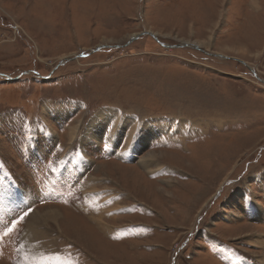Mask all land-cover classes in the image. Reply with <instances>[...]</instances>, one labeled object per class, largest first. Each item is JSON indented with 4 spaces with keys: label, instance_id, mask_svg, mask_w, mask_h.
<instances>
[{
    "label": "rangeland",
    "instance_id": "1",
    "mask_svg": "<svg viewBox=\"0 0 264 264\" xmlns=\"http://www.w3.org/2000/svg\"><path fill=\"white\" fill-rule=\"evenodd\" d=\"M0 264H264V0H0Z\"/></svg>",
    "mask_w": 264,
    "mask_h": 264
},
{
    "label": "bare ground",
    "instance_id": "2",
    "mask_svg": "<svg viewBox=\"0 0 264 264\" xmlns=\"http://www.w3.org/2000/svg\"><path fill=\"white\" fill-rule=\"evenodd\" d=\"M115 120V119H114ZM72 133V132H71ZM118 155H120V156H123V157H125V155H126V153L124 152V151H118ZM154 154V153H153ZM153 154H152V156L151 157H145L144 159H142L141 160V164L143 165V166H145L146 168H147V170L146 171H148V172H151L152 171V169H149L150 167H151V165L154 163L153 161H151L150 160V158H154V157H157L156 155L155 156H153ZM158 160H156V162H157ZM156 165V164H155ZM159 172V171H158ZM154 174V173H153ZM87 193H89V195H93V192H90V191H88ZM111 205V204H110ZM104 210V209H103ZM98 215V214H97ZM103 214H100V216L99 217H101ZM58 217V214L57 213H55V212H53L52 210L51 211H49L46 215L45 214H43V216L40 218V220L41 221H43V223H47V222H49V221H51V220H54V219H56ZM96 219V222L98 223V225H99V227L100 228H106L107 230H109V231H113L114 230V228H111V227H109V225H108V223H106L105 221H103V218L102 219H98V217H95ZM35 219H37L38 220V218L37 217H35ZM33 225H34V223H33ZM117 230V229H116ZM33 232H34V229H33V226H30L29 227V229H28V231H27V236L28 237H26V238H28L27 239V241H28V246H27V252L30 254V256H37V257H35L36 259H38V260H41L42 261V259H41V255L43 254V253H41V254H35V253H33V246L31 245L32 244V241H31V236H32V234H33ZM115 232V231H114ZM29 234V235H28ZM36 249L38 250V251H40L41 249L38 247V246H36ZM31 250V251H30ZM30 251V252H29ZM44 255V254H43ZM45 259V258H44ZM43 259V260H44ZM54 260H55V258H54ZM59 260V261H58ZM57 261L58 262H61V260H60V258H58L57 259Z\"/></svg>",
    "mask_w": 264,
    "mask_h": 264
},
{
    "label": "snow or ice",
    "instance_id": "3",
    "mask_svg": "<svg viewBox=\"0 0 264 264\" xmlns=\"http://www.w3.org/2000/svg\"><path fill=\"white\" fill-rule=\"evenodd\" d=\"M24 215H27V213H24ZM20 220H23V215L19 217ZM16 224L13 223L12 227L9 228V231H11L13 228H15Z\"/></svg>",
    "mask_w": 264,
    "mask_h": 264
},
{
    "label": "water",
    "instance_id": "4",
    "mask_svg": "<svg viewBox=\"0 0 264 264\" xmlns=\"http://www.w3.org/2000/svg\"><path fill=\"white\" fill-rule=\"evenodd\" d=\"M183 45H189V43H184V44H179V45H177V47H179V46H183ZM194 45H196L198 48H199V46L197 45V44H194Z\"/></svg>",
    "mask_w": 264,
    "mask_h": 264
}]
</instances>
